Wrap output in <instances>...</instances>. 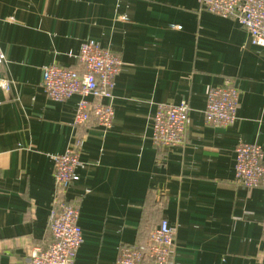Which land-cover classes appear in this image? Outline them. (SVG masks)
I'll list each match as a JSON object with an SVG mask.
<instances>
[{
	"label": "crops",
	"instance_id": "crops-1",
	"mask_svg": "<svg viewBox=\"0 0 264 264\" xmlns=\"http://www.w3.org/2000/svg\"><path fill=\"white\" fill-rule=\"evenodd\" d=\"M88 40L123 66L112 128L77 130L81 164L66 192L84 236L75 264H115L162 219L176 228L173 264H264V189L235 182L236 147L264 150V46L199 0H0V264H28L52 242V157L74 140L80 100H50L43 71L76 67ZM226 81L239 92L236 120L209 125L208 92ZM182 101L186 143L156 148L157 108Z\"/></svg>",
	"mask_w": 264,
	"mask_h": 264
},
{
	"label": "built area",
	"instance_id": "built-area-1",
	"mask_svg": "<svg viewBox=\"0 0 264 264\" xmlns=\"http://www.w3.org/2000/svg\"><path fill=\"white\" fill-rule=\"evenodd\" d=\"M202 10L220 18L238 17L250 43L264 46V0H199ZM76 67L52 65L43 71L42 88L55 102L79 97L73 122L74 140L65 152L52 157L55 190L50 213L51 244L33 248L28 264H75L78 250L84 242L79 225L78 206L66 197L77 180L84 145L77 130L96 125L108 131L112 128L115 111L112 106L115 79L123 62L119 55L98 42H84ZM0 50V67L5 63ZM7 82H0V87ZM104 100L108 103H104ZM239 107V92L232 81L211 88L207 95L204 118L212 126H228L235 122ZM190 104L160 105L153 117L152 142L158 149L186 143ZM235 182L247 189H264V150L256 144H239L235 149ZM176 228L162 219L145 244H124L115 264H173ZM264 241V222H263ZM264 259V256H263Z\"/></svg>",
	"mask_w": 264,
	"mask_h": 264
}]
</instances>
